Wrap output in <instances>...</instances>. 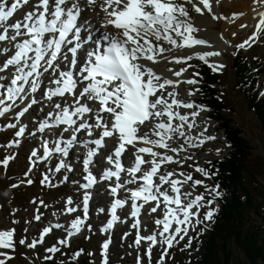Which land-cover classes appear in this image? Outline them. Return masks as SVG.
Listing matches in <instances>:
<instances>
[{"label":"snow or ice","instance_id":"6c2138e0","mask_svg":"<svg viewBox=\"0 0 264 264\" xmlns=\"http://www.w3.org/2000/svg\"><path fill=\"white\" fill-rule=\"evenodd\" d=\"M254 2L264 7V0ZM185 3L201 16L206 11L212 20L219 18L212 14L210 0H198L202 7L193 0H184V3L179 0H0V116L23 105L15 116L19 120L37 103L35 94L42 90L43 100L50 103L47 104L46 119L39 125L40 131H56L59 127L61 134H67L68 139L56 142L55 151L61 156H67L79 141L87 181L81 187L87 190L100 181L114 178L116 183L109 186L107 194L115 197L118 189L129 192L133 216L139 215L144 205L155 213L163 204L164 217L155 223L163 226L161 243L168 247H172L178 234L183 233L180 239H184L193 220L200 223L198 214L203 195L189 200L178 185L191 180V176H185L183 181L170 179L176 173L161 171V166L177 163L172 154L178 156L186 151L185 146L199 147L205 140L215 139L209 135L194 142L197 138L190 134L193 123L189 122L188 113L180 110L195 109L191 112L194 121L200 111L207 109L181 99L178 87L181 81L165 78L152 67L160 60L168 59L165 53L207 43L195 36L201 29L191 23ZM24 5H28L29 10L22 19L10 22ZM97 7L99 11H96ZM88 12L100 18L99 28L87 15H82ZM258 16L256 31L249 38L252 41L264 31V11ZM245 44H248L247 40L239 47L243 48ZM218 55L217 51H208L198 53L197 58L207 62L206 57ZM192 58L191 55L173 57L177 64ZM208 66L213 72L223 68V65ZM185 70L167 69L175 77H180ZM183 83L191 85L197 81ZM187 94L192 96L194 93L188 91ZM44 107L41 104V108ZM23 132L21 127L15 135L19 137ZM128 146L134 149L131 152L134 159H130L129 166H124L122 156ZM43 149L46 158L50 155L47 142H43ZM219 151L217 149V154ZM31 155L37 156L35 149ZM97 157L104 166L98 175H93L90 167L96 164ZM10 159L12 157H5L2 161L5 167ZM183 159H191V156ZM62 167H65L63 163L57 164V171ZM68 170L73 171L70 167ZM196 171L207 178L203 169L196 168ZM121 173L127 178H122ZM192 184L202 185V181L193 180ZM127 185L137 186L130 189ZM205 191H208L207 187ZM211 192L220 195L216 188ZM89 199L90 195L85 191V212ZM137 201L141 203L137 204ZM67 203L70 204L71 199ZM211 203L212 200L207 201V204ZM123 204L124 201L113 199L110 213ZM67 210L76 211L75 208ZM213 215L214 210L209 209L204 213V221H210ZM115 219L113 216L108 220L107 228L112 227ZM173 224L175 229L170 232ZM81 225L79 218L72 221L75 231H69L68 236L79 232ZM105 230L101 229L102 232ZM49 231V227L43 228L40 240L26 246L34 248ZM12 237V230L0 231V248H12ZM140 239L138 236L137 243ZM144 239L156 243L153 236ZM19 243L24 245L25 240L21 239ZM58 243L68 246L66 239ZM188 243L191 244V238ZM102 248L107 249L108 242ZM46 251L55 253L59 249L50 247ZM164 252L166 254L167 249ZM101 255H104L103 251ZM163 260L164 255H161L160 261Z\"/></svg>","mask_w":264,"mask_h":264},{"label":"rangeland","instance_id":"374dc122","mask_svg":"<svg viewBox=\"0 0 264 264\" xmlns=\"http://www.w3.org/2000/svg\"><path fill=\"white\" fill-rule=\"evenodd\" d=\"M184 6L189 11V18L193 19L195 17L194 11L188 4ZM234 15L235 13H232L231 17ZM222 21V19L214 20V27L211 25L213 31L218 32L222 29ZM237 28L234 31L235 33L230 35V39H234V42L232 44L229 42L226 51H222L221 55L223 57L220 59V65H223V68L219 69L218 72H213L212 68L208 66H214L213 60L208 62V59H206L207 62H204L198 59L197 55L185 65L180 64V69H186L187 76L197 81L194 85L199 86L192 88V90L197 96V104L203 107L205 105L202 102L203 97L201 98L199 90L201 85L200 65L209 67L213 73L221 77V86L218 89L220 98L225 100L231 108L225 115L243 130L245 138L255 149L249 166L264 187V156L259 152L260 149L256 142L260 140L261 143H264V129L260 127L255 117L247 111V100L241 92L234 88L233 75L230 70L232 60L237 53L242 51L249 58L252 55L258 56L263 68L259 77V88L264 91V31L260 33L255 41H252L249 38L255 32L254 28L251 26L245 27V25L243 27L240 25ZM246 40L248 44H245L243 48L239 47ZM249 60L251 61V59ZM193 73H196V75H193ZM206 109L207 111L199 112L195 117V121L197 119L205 121L209 125L207 136H214L215 139L208 140L200 148H196L194 154H190L191 159H184L181 162L182 165L164 166L162 168L163 171L182 173L184 177L191 176V180H188L186 192H190L191 198L203 195L198 214L200 223L197 224L193 220L188 234L184 236V239H180V236L184 235L183 233L178 234L172 247L162 243H158L159 246L157 245V247H152L149 244L150 241L144 239L146 235L148 236L149 231H155L157 226L155 221L159 219L150 216L152 212H150L149 207L144 210L146 215L142 214L140 220H138L141 227L125 224V226L122 225L114 229L112 236L104 235L105 233L101 229L105 226L108 213L105 202L98 198L99 194L97 196L93 194L95 201L88 206L86 212L81 207L84 195L82 194L80 181L87 182L84 179L83 170L79 166L82 163V158L74 157V159H78L68 161L66 165L65 161L56 158L53 153L49 165L43 162L42 159H37L38 155L37 158L33 157L31 152L34 149H39L37 145L42 143L43 137L36 139L37 136H34L35 134L31 132H27L26 136L17 137L15 135L17 127L8 128V125H15L18 121L15 119V115L0 116V231H13V247L0 248V261H3V264H72L71 251L83 248L91 256L92 264H138V262L139 264H173L175 258L186 257L189 238H191L192 244L197 238L202 223L210 222L204 221V213L209 209H213L215 214L218 211L217 200L220 197V195L217 196L211 192L213 188L217 189L212 178L208 175L206 178L200 172H197L196 168L204 170L209 160L223 158L228 148L222 133L217 129V124L210 119V111L208 108ZM38 113H43L41 105L37 108H31L33 116L39 115ZM30 139L33 141H31L32 144H30ZM17 141H19L18 144ZM263 145H261L262 149H264ZM217 149L220 150L219 154H217ZM257 155H261L262 160H259ZM5 157H12L6 167L2 163ZM96 159L98 160V158ZM60 163H63L65 167L57 171L56 165ZM50 166L53 170L50 169ZM69 167L73 171H69ZM51 170L57 174L53 180L48 178V173ZM193 180L202 181V185L193 186ZM248 182L251 183L249 179ZM205 187L208 189L207 192ZM69 199H71L70 204L67 203ZM209 200H212L211 204H207ZM71 208H75L76 211L70 212L67 210ZM101 209L103 211H100ZM36 217H39V219L37 220ZM77 218L83 220L84 230L74 235L72 239H68L70 238L68 232L72 229V221ZM53 223L60 227H53ZM45 227H49L50 231L44 236L43 241L36 243L34 248L27 247V244L40 240V232ZM138 236L141 237L139 243H137ZM21 239L25 240L24 245L19 243ZM65 239L67 240V247L58 243V241ZM106 240L110 243L108 244V250L102 248ZM186 245L188 246L186 247ZM50 247H56L59 251L49 253L46 249ZM230 248L233 253L231 264H245L241 253L232 244ZM165 249H167L166 254ZM102 251L104 255H101ZM161 255H164L162 262L160 261ZM49 256L52 259H46ZM81 257L82 253L77 260L80 261Z\"/></svg>","mask_w":264,"mask_h":264},{"label":"trees","instance_id":"16d2710c","mask_svg":"<svg viewBox=\"0 0 264 264\" xmlns=\"http://www.w3.org/2000/svg\"><path fill=\"white\" fill-rule=\"evenodd\" d=\"M230 70L234 88L247 100V111L264 129V96L259 88L263 68L259 57L237 54ZM200 75L202 102L210 111L218 131L223 133L228 148L223 158L208 161L205 169L220 189L219 210L210 223L200 228L197 238L188 246L187 256L175 258L173 264H231V244L241 253L245 264H264V187L249 166L255 149L243 130L225 115L231 108L220 98L221 77L203 65ZM256 142L264 156L261 148L264 143ZM261 155H257L259 160H262ZM86 251L83 248L78 262L75 254L80 250H76L72 264H92Z\"/></svg>","mask_w":264,"mask_h":264},{"label":"bare ground","instance_id":"6f19581e","mask_svg":"<svg viewBox=\"0 0 264 264\" xmlns=\"http://www.w3.org/2000/svg\"><path fill=\"white\" fill-rule=\"evenodd\" d=\"M30 2H34V0H30ZM179 2L184 3V0H179ZM193 2L197 3V6L202 7L201 5L198 4V0H193ZM210 2L212 5V14L217 15L219 17L218 20L219 19L223 20L222 21L223 25L221 27L222 29H220L219 31L217 30L218 32L213 31L214 29L211 28V25H212V27H214V20L211 19V16H209L206 11H205V14L203 16L194 12L195 17L193 19H190V21L195 27H198L199 29H201L200 31L195 33V36L199 39L205 40L207 43L205 45L194 46L193 49H177L172 53H165V56H167L168 59L160 60V62L158 64L152 65L154 70L158 74H161L163 77L168 78V79H172V80L181 81V83L178 86L180 94H181V99L188 101V102H192L194 105H196L197 101H198L196 98L197 97L196 94L193 92L194 94L192 96H188L187 93H188V91H193L192 88H194L196 86L198 87L199 85H194V84L190 85L187 83H183V81L195 80V79L194 78L190 79V77L187 76L186 70L184 72H182L180 77H175L172 75V72L167 71V69L171 68L173 71H180L181 70L180 64L185 65L189 61H192L193 58L198 53L203 54L204 52H208V51H217L220 53V55H218V56L206 57V59H208V62L213 60L214 66L220 65V59L223 57V55H221L222 51H226L229 42H230V44H232L234 42V39H230V35H233L235 33L234 31L237 30L238 29L237 27L240 25H245V27L251 26L256 31L255 25L259 21L258 13L261 11H264V7H262L258 3H255L254 0H219L218 3L216 2V0H210ZM184 5H187V3H185ZM188 5L191 7L190 4H188ZM191 9H192V7H191ZM28 10H29L28 5H24L22 9L18 10V12L16 14H14V18L10 22H15L16 19H22L24 13ZM96 11H99V7H97ZM232 13H235V15L231 17ZM82 15H87L90 18L91 23L96 28H99V19L100 18L97 17L95 15V13L88 12V13H82ZM102 15H103V13H101V16ZM189 55H191L193 58L190 60L185 59L184 62L180 63V64L175 63V61L173 59V57L185 58ZM0 59H2V58H0ZM169 61H172V62L170 63ZM38 96H40V94H36L35 98H37ZM57 100H59V99L57 98ZM21 107H23V105H20L19 107L17 106L16 109L6 113L4 116H1V117L10 116L11 114H14L16 116V114L20 111ZM32 107H35V105H33ZM31 108L22 117H20V119L15 124L17 127V131L21 127L24 128V132L21 136H26L27 132L28 133L31 132V133L35 134L34 136H38V133L36 132V129H35L36 124L32 123V121L30 122V119L33 118L34 120H36L38 125H40V123L44 119H46V112L48 111V109L44 108L42 114H39V115L36 114L35 116H33L31 114ZM180 111L182 113H184V112L188 113L189 122L193 123V129L191 130L190 134L192 137L197 138L196 141H194V142H198V140L200 138L207 137L209 125H207L206 122L203 121L202 119H197L196 121L195 120L193 121L192 117H191V112L193 111V109H181ZM205 117H206V115H205ZM185 131H187L186 126H185ZM43 133H44L43 138L46 139V141H44L45 139H43V142H47V141L50 143L52 142L51 152H50V155L45 158L44 149L42 150L41 148H39L36 150L37 155H38V158L37 157L36 158L42 159L43 162L50 165L49 162H50V159L52 156L51 154L54 153L53 148H54V144L56 143V141H58V140L64 141V140L68 139L69 137L67 136V134L61 135L58 131H47V132H43ZM41 134H42V132H41ZM77 135H80V134H77ZM207 141L208 140H205V143H207ZM43 142L41 143V146L43 145ZM76 143L79 144V141H77ZM185 147H186V151L181 152L178 156L175 154H172L173 159L176 160L178 164H176V163H173V164L165 163L161 166V171H163L162 168L164 166L166 167V166H171V165H182L181 162L184 161L183 158L185 156H190V154H194L195 149L200 148V146L194 147V148H187V146H185ZM132 151H134V149H131V146H129L128 151L125 154V157L127 158V156H128L130 158H134V157H131ZM68 156H72V158H69V160H68L69 162L74 157L83 158V150L81 149L80 153L72 152ZM68 156H63V157L68 158ZM97 158H98L99 162L96 159V164L94 166L97 167L98 169H101V167H103L104 165H101L100 158L99 157H97ZM79 166L81 167V170H83L82 163ZM50 169L53 170L52 166H50ZM52 170L49 171V173H48V178L51 180L55 179L57 176V174ZM90 171L93 175L99 174V173L96 174V170L93 171L91 169V167H90ZM170 172H172V171H170ZM173 172L176 173V175H174L173 177H170V179H176L178 181H183L185 179V177L180 175L177 171H173ZM124 178H127V176L125 175ZM80 182H81V185L87 183V182H82V181H80ZM100 184H102L103 187H100ZM110 185H112V184H108V181H100L97 184H95L92 188H89L87 190L82 188V194L83 195H84L85 191H87L90 195L88 206H90V204L93 201H95V199L93 198V194H95L96 196L99 194L98 198H101L102 199L101 201H104L106 205H110V202L112 201V199H114L113 196L107 194L108 188ZM136 186L137 185H127L126 187L130 188V189H135ZM178 186L180 187L181 193L184 195H187L189 200L195 199L193 197L191 198V194H189L190 192L189 193L186 192L187 191L186 187L188 186V181L186 183H183L182 185H178ZM115 198L121 199L122 201H124V204L118 210L117 219H116V222L113 223L112 229H107L106 227H103V229H106L103 233H105L106 235H108V234L110 235V234H112L114 229L119 228V226H122V225L125 226V224L130 225V226H134V227H136V226L141 227V225L138 223L139 222L138 220H140L142 214H145V212H144L145 208L147 209L149 206L144 205L143 207L140 208L139 215L133 216L132 215V209H131L132 201L130 199V193L125 191L124 189H119L117 191ZM140 203H141L140 201H137V204H140ZM106 205H105V207H106ZM153 206H155V205L153 204ZM81 207L83 209H85L83 202L81 204ZM150 216L151 217L155 216V218H159L160 220H162L164 217L163 204L160 205V207L157 209V211L155 213H151ZM71 217H72V215H71ZM81 221H82V225L80 227V231H83L84 230V223H83L82 219H81ZM54 224H56V223H53V225ZM157 227L159 228L160 231H149L148 232V236H153L155 238V241H156L155 244H153L152 241H150L149 244L152 247L157 246L158 243L159 244L161 243L160 232L162 231L163 226L158 225ZM174 229H175V224L172 225V227L170 228L169 231L170 232L174 231ZM167 235H168V233H165V236H167ZM148 236L146 235V237H148ZM70 238H71V236H70ZM166 246H168V245L166 244ZM105 250H108V248Z\"/></svg>","mask_w":264,"mask_h":264}]
</instances>
